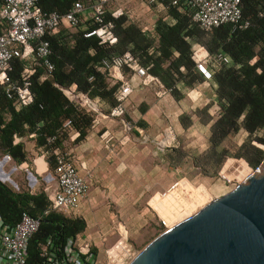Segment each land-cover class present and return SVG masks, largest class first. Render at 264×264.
<instances>
[{
  "label": "trees",
  "instance_id": "1",
  "mask_svg": "<svg viewBox=\"0 0 264 264\" xmlns=\"http://www.w3.org/2000/svg\"><path fill=\"white\" fill-rule=\"evenodd\" d=\"M74 1L88 4L92 0H36V5L43 12L62 14ZM163 3L165 17L154 20L150 32L127 21L126 15L112 19L116 36L112 45H100L93 36L83 37L82 26L74 27L75 31L70 33L68 27L59 25L52 33L45 35L53 68L46 80L38 81L41 68L35 65V73L30 77L32 102L16 109L14 101L4 96L0 86V156L8 155L15 164L25 161L23 144L20 141L13 143V137H31L34 147L46 152L47 167L52 172L54 150L61 149L63 140L71 131H77V140L83 138L92 119L91 113L69 102L56 85H73L76 91L90 98L97 97L112 106L116 87L106 83L97 66L102 59L128 50L137 56L141 65L150 64L148 72L178 99L181 94L176 84L192 87L201 81L189 58L190 45L198 43L209 54L220 52L228 56L230 64L221 66L212 75L219 113L208 129L209 146L204 152L191 156L193 166L201 176L217 174L227 155L226 149L219 147L220 144L242 129L248 138L238 146L235 157H241L245 164L256 167L264 151L249 141L254 133L262 131V137L254 136L253 139L264 144V0L240 1L241 19L248 23L245 28H232L224 24L208 31L200 29L190 20L188 8L170 6L167 0ZM92 26L94 24L90 22L86 24L87 28ZM5 28L6 24L0 21V33ZM25 64L14 61L10 73L12 80L19 78ZM209 106L206 104L194 111L203 123L210 120L207 112ZM183 117L182 114L179 116V122L185 127L189 122L186 124ZM66 121L68 126L63 127ZM177 154L178 160L187 155L179 150ZM244 163L234 165L240 173L237 182L249 173ZM23 212L39 220L37 229L28 239L24 264H45L39 254L41 244L50 241L60 250L67 238H74L85 227L81 217L48 210L43 187L31 193L24 183L19 184L18 190H12L0 182L2 220L13 225ZM163 229L160 225L159 232Z\"/></svg>",
  "mask_w": 264,
  "mask_h": 264
},
{
  "label": "built area",
  "instance_id": "2",
  "mask_svg": "<svg viewBox=\"0 0 264 264\" xmlns=\"http://www.w3.org/2000/svg\"><path fill=\"white\" fill-rule=\"evenodd\" d=\"M149 2L164 0H148ZM170 6L186 7L190 10V20L200 29L208 31L220 25L229 24L232 28H245L248 23L241 19V0H167ZM108 15V18L106 17ZM126 12L118 0H92L88 4L74 1L68 9L59 14L57 12H43L36 5V0H1L0 21L6 28L0 33V86L4 96L14 101L16 109L29 105L33 94L30 90V77L35 73V65L41 68L37 79L46 80L52 71L53 65L49 60L51 50L45 35L59 25L63 27L82 26V36L95 37L100 45H112L116 41L113 32L112 19H116ZM90 22L94 26L87 28ZM153 24L150 26L149 32ZM200 52V53H199ZM189 58L198 73L201 82L212 81L214 71L223 65H229L228 56L217 52L209 54L202 45L192 43L189 48ZM15 60L25 62L19 72V78L12 80L10 73ZM150 64L143 66L137 56L125 50L121 54L109 59H102L97 70L103 74L109 86H115L114 104L103 111L101 100L90 98L85 93L75 90L74 86L56 87L65 97L85 112L92 114L89 127H95L99 119H118L122 128L130 129L129 123L124 120L126 101L129 96L140 87H149L156 97L169 94L160 80L148 72ZM60 86V85H59ZM219 107L213 103L208 110L210 116H218ZM64 122L63 127H67ZM77 135V131H71ZM167 141L155 142L157 149L175 144V137L171 130L165 128ZM105 141L111 137L105 131L100 135ZM21 137H13V143L19 142ZM145 141V139H143ZM54 154L53 178L55 187L51 192H44L48 199V210L71 214L79 206L80 200L87 191L89 174L80 175L73 160L56 149ZM46 155V152H43ZM3 158L9 159L8 155ZM182 179L174 181L165 191L172 194ZM46 212V211H45ZM159 223L164 229L173 225L174 221H166L158 216ZM38 218L27 213H21L18 221L13 225L6 224L0 217V264H24L28 239L37 229ZM163 229V230H164ZM162 230V231H163ZM78 235L67 238L58 250L50 241L40 246V256L45 264H128L135 256L136 251L128 243L125 231H120L117 238L103 250L102 259L98 261L87 241H79Z\"/></svg>",
  "mask_w": 264,
  "mask_h": 264
},
{
  "label": "crops",
  "instance_id": "3",
  "mask_svg": "<svg viewBox=\"0 0 264 264\" xmlns=\"http://www.w3.org/2000/svg\"><path fill=\"white\" fill-rule=\"evenodd\" d=\"M176 88L181 94L178 99L170 93L156 97L149 87L136 89L126 101L123 116L130 125L129 130L122 128L118 119L102 118L95 127H88L83 138L77 140V135L69 132L62 142L60 151L73 160L80 175L89 174L86 194L78 208L66 216L84 220L85 227L78 234V240L91 244L98 261L120 231H125L128 238V234L146 225L158 222L160 226L158 213L171 221L175 212L170 213L166 204L177 205L178 201L174 194L163 195L174 181L202 178L191 156L204 152L209 146L208 129L212 121L201 122L194 111L216 103L215 85L213 81H200L192 87L178 83ZM101 105L103 111L110 107L102 100ZM181 114L190 118L185 127L179 122ZM167 127L175 137V144L159 150L155 142L167 141ZM104 131L111 137L108 141L100 136ZM20 142L26 160L15 164L10 158L0 156V182L7 181L18 190L22 174L24 186L34 193L39 177L43 189L51 192L55 180L48 170L44 151L34 147L31 137L23 136ZM177 150L187 155L178 160ZM5 164L7 171H3ZM13 172L11 180L9 175Z\"/></svg>",
  "mask_w": 264,
  "mask_h": 264
},
{
  "label": "water",
  "instance_id": "4",
  "mask_svg": "<svg viewBox=\"0 0 264 264\" xmlns=\"http://www.w3.org/2000/svg\"><path fill=\"white\" fill-rule=\"evenodd\" d=\"M128 264H264V155L231 190L159 232Z\"/></svg>",
  "mask_w": 264,
  "mask_h": 264
},
{
  "label": "rangeland",
  "instance_id": "5",
  "mask_svg": "<svg viewBox=\"0 0 264 264\" xmlns=\"http://www.w3.org/2000/svg\"><path fill=\"white\" fill-rule=\"evenodd\" d=\"M118 2L122 5L126 12L127 21L133 22L142 28H150V26L154 23V20L160 17H165L164 15L166 14V8L164 7L163 1L149 2L148 0H118ZM78 27L81 28V26ZM67 31L71 33L74 32L75 29L74 27H68ZM182 115L184 116L182 120L186 124L190 122V118L188 115ZM209 118L211 121H213L216 116L209 115ZM254 136L262 137V131H257L256 133H254L250 137L249 143L261 148L264 151V144L256 142L253 139ZM247 138V133L242 129H239L230 137H228L222 144H220L219 147L225 148L227 151V155L224 157V161L218 167L217 174L211 176H202V178L199 176L200 178H196L195 180H190L187 177L183 178L179 182L178 189L172 192V194L176 196V200L178 201L177 205L172 202L166 204L169 207L170 213L174 214L175 212V214L171 217V221L178 222L184 219L185 217L189 216L194 211L199 209L201 206H203L205 203L228 192L238 183L237 175H240V173L239 170H235L236 166L234 165H236L237 162L244 163L246 161L241 157H235V152L238 146ZM246 164L244 163L245 169L249 172L255 168L250 167L248 164L246 166ZM7 168L8 166L7 164H5L3 166V171H7ZM15 175L18 174L16 173ZM13 177L14 172L9 175V178L11 180H13ZM22 179L23 176L21 174V178L18 179V184L19 182L24 183ZM37 180L39 183L37 190H39L42 187V180L39 177H37ZM4 183L10 189L14 190V187L9 182L5 181ZM166 195H168V193H164L163 196ZM151 208L154 209L153 207ZM158 215L160 216L159 213ZM160 217L168 221L164 216ZM159 230L160 226L158 222L149 226L146 225L140 228L139 231L130 235L128 234L127 241L137 253L144 245H146L159 233Z\"/></svg>",
  "mask_w": 264,
  "mask_h": 264
},
{
  "label": "bare ground",
  "instance_id": "6",
  "mask_svg": "<svg viewBox=\"0 0 264 264\" xmlns=\"http://www.w3.org/2000/svg\"><path fill=\"white\" fill-rule=\"evenodd\" d=\"M240 181H241V180H240ZM205 204H206V203H205ZM205 204H204V205H205ZM201 207H202V206H201ZM201 207H200V208H201ZM200 208H199V209H200ZM197 210H198V209H197ZM197 210H196V211H197ZM196 211H194V212H196ZM194 212H193V213H194ZM193 213H192V214H193ZM190 215H191V214H190ZM190 215H189V216H190ZM187 217H188V216H187ZM187 217H185V218H187ZM185 218H184V219H185ZM182 220H183V219H182ZM180 221H181V220H180Z\"/></svg>",
  "mask_w": 264,
  "mask_h": 264
}]
</instances>
